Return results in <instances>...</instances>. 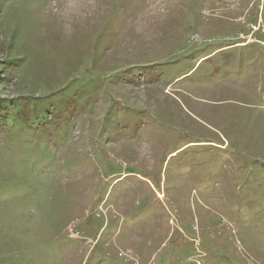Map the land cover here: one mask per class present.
<instances>
[{
	"label": "rangeland",
	"instance_id": "obj_1",
	"mask_svg": "<svg viewBox=\"0 0 264 264\" xmlns=\"http://www.w3.org/2000/svg\"><path fill=\"white\" fill-rule=\"evenodd\" d=\"M0 264H264V0H0Z\"/></svg>",
	"mask_w": 264,
	"mask_h": 264
}]
</instances>
